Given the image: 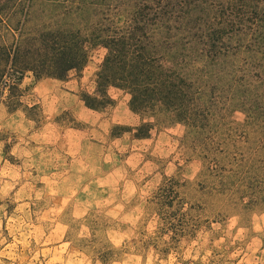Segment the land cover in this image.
Instances as JSON below:
<instances>
[{
    "label": "rangeland",
    "instance_id": "obj_1",
    "mask_svg": "<svg viewBox=\"0 0 264 264\" xmlns=\"http://www.w3.org/2000/svg\"><path fill=\"white\" fill-rule=\"evenodd\" d=\"M55 2L75 11L50 12ZM81 2L1 0L0 44L26 10L30 24L88 34L104 1L98 12ZM87 46L85 67L63 79L0 82V101L26 123L0 128V264H264V87L232 99L211 86L196 128L163 105L135 113L117 87L112 104L92 107L83 96L98 93L107 50Z\"/></svg>",
    "mask_w": 264,
    "mask_h": 264
},
{
    "label": "trees",
    "instance_id": "obj_2",
    "mask_svg": "<svg viewBox=\"0 0 264 264\" xmlns=\"http://www.w3.org/2000/svg\"><path fill=\"white\" fill-rule=\"evenodd\" d=\"M103 1L102 20L90 24L88 34L46 21L30 24L26 10L18 22L19 35L11 44H0L4 89L19 90L28 71L37 79H63L72 70H82L88 44L107 50L97 73L98 93L83 96L92 107L112 104L108 89L117 87L130 94L135 113L163 105L196 128L197 109L211 97V86L229 87L232 99L264 87V0ZM56 3L49 4L50 12L75 11L69 6L59 10ZM96 5V0H82L77 9L98 12ZM145 127L147 133L138 136L151 132L146 122L138 130ZM165 192L168 199L175 193L172 187Z\"/></svg>",
    "mask_w": 264,
    "mask_h": 264
},
{
    "label": "crops",
    "instance_id": "obj_3",
    "mask_svg": "<svg viewBox=\"0 0 264 264\" xmlns=\"http://www.w3.org/2000/svg\"><path fill=\"white\" fill-rule=\"evenodd\" d=\"M24 112L21 109L9 110L7 105L3 102L0 103V128L15 127L21 130L25 126ZM4 159L0 156V168L4 165ZM5 184L11 183V180H3Z\"/></svg>",
    "mask_w": 264,
    "mask_h": 264
}]
</instances>
